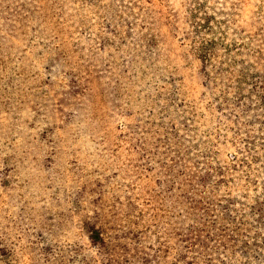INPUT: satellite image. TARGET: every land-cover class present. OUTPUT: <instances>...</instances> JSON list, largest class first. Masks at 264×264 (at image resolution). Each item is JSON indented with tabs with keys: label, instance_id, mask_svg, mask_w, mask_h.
<instances>
[{
	"label": "rangeland",
	"instance_id": "1",
	"mask_svg": "<svg viewBox=\"0 0 264 264\" xmlns=\"http://www.w3.org/2000/svg\"><path fill=\"white\" fill-rule=\"evenodd\" d=\"M0 264H264V0H0Z\"/></svg>",
	"mask_w": 264,
	"mask_h": 264
}]
</instances>
